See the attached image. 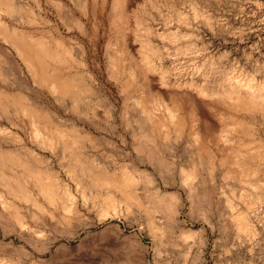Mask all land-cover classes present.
Instances as JSON below:
<instances>
[{"label": "bare ground", "instance_id": "bare-ground-1", "mask_svg": "<svg viewBox=\"0 0 264 264\" xmlns=\"http://www.w3.org/2000/svg\"><path fill=\"white\" fill-rule=\"evenodd\" d=\"M49 1L59 12L67 10L71 21L82 27V17H76L71 12L68 0ZM34 2L39 9L42 7L41 0ZM71 2L82 16L94 12L95 17L98 9L101 12L106 10L109 0ZM17 3L16 0H0V42L8 45L5 46L7 49L0 48V113L15 111L30 128L35 146L61 154L65 171L82 196L84 209L95 210L100 221L110 215L122 216L127 220L136 212L140 213L147 220L148 230L158 244L157 252H160L162 240L170 235L171 229L160 227L156 214L166 209L170 219L177 221L184 202L181 193L163 192L158 186L157 164H163L165 157L182 147L192 159L190 169L182 170L181 176V185L189 202H197L198 205V202L208 200V182L214 181L215 176L234 182L230 184L231 200L243 203L244 208L241 206L243 209L232 212V218L237 231L252 238L258 229L254 222L260 216L252 214L254 207L250 210L258 202L262 204L263 201L264 204V129H261L264 123V83L238 74L235 68L223 71L220 66L215 67V59L212 58V62L206 58L200 64L195 62L202 50L196 42H186L191 35L171 30L156 32L145 18L139 17L137 11L132 9L137 3L135 0H114L111 26L116 31L117 46L110 56L109 73L120 84L130 112H133L127 125L130 127L133 122L138 124L136 131L133 128L129 131L132 129L131 138L135 141L134 150L139 158L114 170L97 166L83 152L85 144L92 143L94 136L75 124H65L37 99L48 92L53 96L55 105H66L71 100L74 112L90 118L92 113L89 114V109L82 112L80 108L91 93V85L86 83L88 81L81 73L74 72L76 63L85 65L83 59L77 60L79 54L53 26L48 25L47 30L38 32L27 28V24H36L38 18L26 15L16 20L12 18L21 13L22 8ZM181 12L178 20L182 25L190 26L191 18L188 19ZM193 14L205 22L210 19L198 7ZM39 20L44 24L50 23L42 16ZM155 37L175 45L174 49L165 48L167 55L175 58L189 55L191 61L184 64L187 60L184 63L175 60L171 66H167L164 53L153 42ZM137 43L139 47L135 50ZM6 53L12 54L21 63L34 88L27 87L25 92L10 90L1 70ZM107 116L113 117L112 110L107 112ZM4 130H0V133H4ZM50 164L42 155L29 153L22 156L0 146V185L3 188L0 191L1 215L15 219L20 229L28 228V218L46 225H72L81 216L79 200L72 192L71 183L62 182ZM141 165L153 166L154 169H142ZM152 185L154 191L146 189L145 194L140 193L142 186ZM235 185L240 188L237 192L232 188ZM21 202L32 204L35 211L27 216L21 210ZM46 217L50 221L45 220ZM261 218L264 219V214ZM78 222L85 226L88 224L87 219H79ZM179 229L182 239L187 240L197 234L183 226ZM172 245L177 246V243ZM21 251L34 259L30 264H47L33 258L24 248ZM0 264H15V261H0Z\"/></svg>", "mask_w": 264, "mask_h": 264}, {"label": "rangeland", "instance_id": "rangeland-1", "mask_svg": "<svg viewBox=\"0 0 264 264\" xmlns=\"http://www.w3.org/2000/svg\"><path fill=\"white\" fill-rule=\"evenodd\" d=\"M16 1L22 9L21 13L15 14L12 18L16 20L21 15L38 18L36 24L31 26L27 24V28L38 32H43L49 26H53L57 33L64 36L79 54L80 57L75 56L77 60L83 59L85 65L79 66L76 63L74 72H79L84 78L86 77L88 81L86 83L91 85L92 90L84 99L85 102H82L80 109L82 112L89 109V114H92L90 118L78 115L73 110L71 100L69 104L67 103L68 105H55L53 96L48 92L38 96V101L54 111L65 124H75L94 136L92 143L85 144L83 152L97 166L114 170L124 167L133 160H138V154L134 150L135 141L133 142L131 138L132 129L129 131L130 128L136 131L138 124L133 122L130 127L127 125L133 112H130V106L126 103L120 84L113 80L109 73L110 56L117 46L116 31L111 26L112 14L115 10L114 0H109L104 12L98 9L95 17L94 12H90L88 16H82L71 0H68L67 3L70 6L68 7L72 8L71 12L73 11L76 17H82V27L76 25L74 20L71 21L67 10L59 12L49 0H41L40 9L34 0ZM135 1L137 3L132 6V9L137 11L139 17L145 18L156 32L171 30L191 35L192 38L190 37L191 39L189 38L186 42H196L202 50L198 53L199 55L197 54L195 62L200 64L204 58L212 62L210 59L212 58L215 59V67L220 66L223 71L235 68L238 74L251 76L256 79L257 83H264V0ZM196 7L205 11L210 17L209 23L203 18H195L193 13ZM180 11L185 13L188 19L191 18L190 26L182 25L178 20ZM40 16L49 20L50 23L40 22ZM195 35L197 37H194ZM153 42L164 53V63L167 66H171L175 60H180V63L187 60L184 63L186 64L191 61L189 59H192L189 55L188 57L187 55H184L185 57L180 55L178 58L170 57L165 48L174 49L175 45L159 37H155ZM3 44L0 42V48L7 49L8 45ZM138 47L137 43L135 50ZM1 70L13 92H25L27 87L34 88L32 79L12 54H5ZM109 110L113 112L112 118L107 116ZM0 119V130L6 129L5 134L0 133V146L22 156L29 153L44 156L48 162H51L50 167L58 173L60 180L71 183L72 192L78 198L81 209V218L78 216L72 225L50 223L46 225L42 221H33L28 218V228L20 229L16 226L15 219L1 215L0 207L1 263L14 260L15 264H30L34 259L28 256L29 254L21 253V248H24L25 252L31 253L33 258L47 264H149L150 262L151 264H264V219L261 218L264 214L263 201L262 204L258 202L256 207L252 206V209H249L252 211L254 207L252 214L256 213L260 216L257 217V222H254L258 229L257 234L255 235V232L252 238L239 233L232 218V212L244 208L243 203L231 200L233 198H231L230 184L234 182L225 181L222 176H215L214 181L208 182L207 189L210 194H208V200L198 202V205L197 202H189L185 189L181 185V176L182 170L190 169L192 159L182 147H178L172 155L165 157L163 164H157L160 172L157 171L158 186L163 192L181 193L184 202L176 218L177 221L170 219V213L166 209L156 214L158 225L171 229L170 235L162 240L164 242L161 251L157 252V242L148 230V222L143 215L136 212L127 220L122 216L110 215L106 220L100 221L95 210L90 209V211L82 206V196L77 192L76 184L68 177L64 163L60 159L61 154L44 151L35 146L31 139L30 128L21 116L16 115L15 111L0 113ZM261 129H264V123L261 124ZM147 167L154 169L153 166L141 165L142 169ZM235 186L232 187L234 191L240 190L237 185ZM146 189L151 192L155 190L153 185L152 187L142 186L140 193L145 194ZM2 190L0 185V191ZM19 205L27 216L35 211L30 203L21 202ZM232 205L234 207H231ZM204 215L208 216L203 217ZM47 219L50 221L48 217L45 220ZM79 219H87L89 228L85 226L86 224L78 222ZM181 226L197 234L187 239L188 241L182 239L180 238L181 229H179ZM172 243H177V246Z\"/></svg>", "mask_w": 264, "mask_h": 264}]
</instances>
